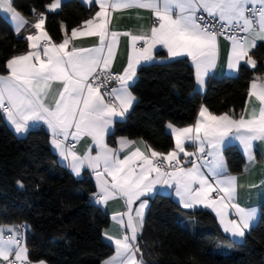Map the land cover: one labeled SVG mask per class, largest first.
Masks as SVG:
<instances>
[{
  "label": "snow or ice",
  "instance_id": "6c2138e0",
  "mask_svg": "<svg viewBox=\"0 0 264 264\" xmlns=\"http://www.w3.org/2000/svg\"><path fill=\"white\" fill-rule=\"evenodd\" d=\"M60 2L55 0L46 7L55 10ZM98 6L95 17L84 22L86 30L73 28L71 36L65 34L60 43L53 42L45 31V17L40 14L32 25L36 34L25 37L33 50L9 59L8 75H0V112L16 132L27 131L30 123H46L51 143L66 166L77 176L85 167L94 173L98 187L94 203L106 205L116 198L125 201L126 211L112 217L121 236L104 232L114 243L115 254L103 264H143L142 259L137 260L139 246L135 244L147 206V200L141 198L158 191L157 186L174 188L184 208H211L224 232L243 237L256 210L234 202L237 177L228 173L221 145L234 139L247 159H254V142H264V82L253 80L250 85L249 97L259 106L247 118L243 112L239 118L228 113L216 115L202 106L194 125L180 128L169 124L175 149L167 153L150 146H146L150 155L139 147L125 152L136 142L121 137L119 147L112 148L105 136L114 118L123 117L132 106L135 97L129 84L136 77L137 66L154 59L157 46L166 49L169 58L190 57L198 85H203L204 77L216 66L221 36L231 42L228 69L238 70L241 62L254 68L256 60L249 53L257 40L264 41V0H99ZM134 8L152 12L155 23L147 32L110 31L112 12ZM0 9L10 14L16 34L28 24L12 0H0ZM121 35L130 37L128 62L121 74H113L110 66ZM79 36L98 37L99 44L69 48L70 40ZM111 80L119 87L107 89L111 102H106L101 88ZM54 83L60 87L53 90ZM84 136L91 138L95 155L91 148L79 155L75 144L68 143ZM185 141L196 143L197 151L187 152ZM121 152H125L123 158ZM180 153L196 159L188 160L190 166L185 167ZM213 193L217 195L213 197ZM229 209L235 211L237 219L229 218ZM26 229V225L0 226V261L4 264H45L29 259Z\"/></svg>",
  "mask_w": 264,
  "mask_h": 264
},
{
  "label": "trees",
  "instance_id": "16d2710c",
  "mask_svg": "<svg viewBox=\"0 0 264 264\" xmlns=\"http://www.w3.org/2000/svg\"><path fill=\"white\" fill-rule=\"evenodd\" d=\"M52 1L13 0V4L25 16L33 10L43 14L45 29L55 42L96 11L82 0H64L58 10L48 11ZM28 48V41L18 37L0 13V74L8 72L9 59ZM250 56L256 60L254 68L242 62L235 76L211 77L205 93L196 89L194 68L186 57L140 66L131 85L137 101L124 120L115 122L107 143L115 145L121 136L143 138L153 150L167 153L175 143L167 123L193 124L202 105L214 114L240 115L251 80L264 75V42ZM224 155L233 173L242 170L245 157L237 146H227ZM95 192L88 173L76 178L58 160L47 130L32 128L19 136L0 112V225L27 226L24 242L31 261L101 264L115 252L103 234L111 216L94 203ZM149 200L139 237L145 264H264V201L257 223L237 242L207 209H184L162 192Z\"/></svg>",
  "mask_w": 264,
  "mask_h": 264
},
{
  "label": "crops",
  "instance_id": "0c3cea01",
  "mask_svg": "<svg viewBox=\"0 0 264 264\" xmlns=\"http://www.w3.org/2000/svg\"><path fill=\"white\" fill-rule=\"evenodd\" d=\"M63 1L64 0H61L60 6H61ZM82 1L89 6L94 5L96 7V11L92 17V18H94L96 12H98L100 10L99 6H98L99 0H82ZM54 2H55V0H53L50 4H52ZM50 4H48V5H50ZM12 6L28 21V24H26L24 26V28L21 29L20 33L16 34V35L18 37L25 38L27 35L36 34L37 30L34 27H32V25L39 19L41 13L35 11L31 16H25L22 12H20L14 6L13 0H12ZM59 8H57L55 10H49L47 8V10L48 11H56ZM0 13L5 18L8 19V21L10 22L11 26L14 29V24L10 18V14L5 12L3 9H0ZM92 18H90V19H92ZM154 23H155V21L153 19V14L150 10L135 9V8L134 9L117 10V11H114L111 13L109 29H110V31H116V32H121V33L131 32L133 34H141L143 32H147L149 30V28ZM76 28L80 29L81 31H84V30H86V25L83 23L81 26L76 27ZM44 29H45V26H44ZM45 31H47V30L45 29ZM65 34H67L70 37L71 31L68 33H65ZM49 36H50V34H49ZM62 40L60 42H62ZM52 41L55 42L53 39H52ZM60 42H55V43H60ZM261 42H264V41L257 40L256 46ZM29 43L30 42L28 41V45H29ZM218 43H219V54H218V58L216 61V66H215V68L211 69L209 71V73L204 77L203 85H198L197 80H196V73H195V86L199 92H202V93L206 92L207 81L211 77H222L224 75L235 76L238 74L239 69L238 70H230L227 67L228 58H229L230 50H231V42L229 40L225 39L223 36H221L218 38ZM98 44H99L98 37H95V36H79L76 38H72L70 40L69 48H71V47L92 48V47L97 46ZM140 44H142V42H140ZM140 44H138L137 46L139 47ZM41 45H43V42H41ZM254 49L255 48L251 49L250 53ZM30 50H33V49H30V47H29L27 51L20 53L18 55L26 54ZM159 51H163L164 53L158 54ZM129 52H130V37L121 35L119 37V43H118V47H117L116 52H115L114 60L110 66L118 74H121L123 72V69L126 67L127 62H128ZM250 53H249V55H250ZM186 58H188L190 60V62L192 63L190 57H186ZM173 59H175V58H169L168 57L166 49L162 48L161 46H157V49L155 50V53H154V59L150 62H142L139 66H137L136 77L129 84V91L135 97V100L133 101L132 106L128 109V111L125 112L123 117L114 118L113 124L105 136V142L106 143H107V135L113 130L115 122L119 121V120L120 121L124 120L127 117L128 113L131 111L135 102L137 101V97L134 95V93L131 90V85L135 82V80L137 78V71H138L139 67L144 65V64L151 63V62H164V61H169V60H173ZM192 65H193V63H192ZM193 68H194V65H193ZM9 71L10 70L8 69V72L6 74H0V75H8ZM194 72H195V68H194ZM253 80H256L257 83L264 82V75L257 76ZM253 80H251L250 85L253 82ZM250 85H249V92H250ZM58 87H60V85L58 83L53 84V90L57 89ZM115 87H119L118 82H117ZM249 92H248L246 105H245L244 109L242 110V112L245 113L246 118L248 117V115L251 114L254 107L259 106L258 102L255 100L254 97H251V98L249 97ZM101 93L104 94L102 91H101ZM105 99H106V102H109L107 100L106 96H105ZM202 106L206 107L205 105H202ZM227 113L229 115H233L234 118H239V116H240V115H235L233 112H227ZM216 115H220V114H216ZM4 117H5L7 124L19 136L25 135L32 128H44L45 130H47L49 132V135H50L51 148L57 154L58 160L63 165L66 166L67 162L63 161L62 157L59 155L58 151L53 147V145L51 143L52 135H51V131H50V129L46 123H44V122L30 123V127L27 131L16 132L14 126L7 120L6 116H4ZM197 118H198V114H197L195 121L197 120ZM195 121H194V123H195ZM194 123L191 125H194ZM169 124H171L173 127H180V126H177V125L170 123V122L167 123L166 131L170 135L173 136L171 129L168 127ZM191 125H188V126H191ZM184 127H187V126H184ZM180 128H182V127H180ZM121 137H124V136H121ZM121 137H119L117 139V142L115 145H110L108 143L107 144L109 145V147L118 148L119 147L118 141ZM128 139L133 140L136 143L134 145H131L129 149H126L125 152L131 151L134 148L139 147L141 149V151L145 152L146 155H150V153L147 151V147H146V146H149V144L143 138H135V139L128 138ZM173 139H174V136H173ZM174 142H175V140H174ZM229 145L237 146L245 157V163H244L243 168L240 172L233 173L230 170V167L226 162L225 155H224V149ZM184 147H185V150L187 152H196L197 151V144L190 142V141H185ZM90 148H91L92 155H95L97 149L93 145L91 138L88 136H84V137H81L79 139L74 150L79 155H83ZM174 149H175V143H174V147L172 150H174ZM206 151H207V149H206ZM125 152L120 153L121 158H123ZM221 152H222V156L226 162L228 173L237 177V189H236V193H235L234 202L238 203L242 208L255 209L256 210V217H255L254 221L250 224L249 229L246 230L245 235L243 237H234V236L230 235L229 233L224 232L223 226L219 222V217L216 215V213L211 208H206L203 205H196L193 208H184L182 206V204L179 202V198L176 196L174 188H168L166 186L161 188L160 186H157L159 189L158 191L154 192L153 194H151L149 196L141 198V199L147 200V206L144 209L143 227L138 231L137 238L135 241V244H137L139 246V252H137V260H141V259L143 260L142 252H141L140 245H139V237L142 234V231L144 228L145 214L147 212V209H148L149 203H150L149 199H150V197H152L157 192L171 194L173 196V198L176 200V202L184 209H188V210L207 209V210H209L217 219V221H218L221 229L223 230V232L226 233L232 240L237 241V242H241L245 239V236L248 233V231L251 229L252 226H254L257 223V221L259 219V215H260V205L264 201V142H254V146H253V150H252L254 159L251 161L247 159V157H246V155L242 149V146L239 144V142L234 140V139L225 140V142L221 145ZM180 159H181L182 164L185 167H188L190 165L187 163V161L196 159V157H185L183 153H180ZM67 169L76 178H81L84 176V174L88 173L94 179L95 185H96V192L98 191L97 180H96L95 175L91 169H88L87 167H85L84 169H82L81 174L79 176L75 175L70 168L67 167ZM216 195H217L216 193H213V197H215ZM136 204L138 205L139 201H137ZM99 205H101L103 207V209L111 216V223L109 224V226L107 228L104 229L103 234H104L105 230H107L110 235H112L113 237L119 238L121 236V229H120L119 225H117L116 222L112 219V217L116 213H122V212L126 211L125 201L122 198H116V199H110L106 205L105 204H99ZM135 207H136V205H133V208H135ZM228 216L230 219H237L236 213L232 209L228 210ZM0 226H6V225H0ZM104 237L106 240H108L105 235H104ZM109 242H111V241H109ZM111 243L114 245L113 242H111ZM114 254H115V252L111 256H113ZM111 256L107 257L105 260L109 259ZM105 260H103V262ZM103 262L101 264H103ZM45 264H47V263L45 262Z\"/></svg>",
  "mask_w": 264,
  "mask_h": 264
},
{
  "label": "built area",
  "instance_id": "2783aa9c",
  "mask_svg": "<svg viewBox=\"0 0 264 264\" xmlns=\"http://www.w3.org/2000/svg\"><path fill=\"white\" fill-rule=\"evenodd\" d=\"M110 71H111L113 74H118V73H117L116 71H114L111 67H110ZM116 84H117V81H115V80H111V81H109L104 87L101 88V91L105 94V96H106V98H107V100H108L109 102H111V100H110V98H109V96H108V94H107V89H110V88L115 87ZM68 143H69V144H75V146L77 145V141H72L71 139H69ZM19 225H21V224H19ZM6 235H7V233H6ZM0 264H4V262L1 261Z\"/></svg>",
  "mask_w": 264,
  "mask_h": 264
},
{
  "label": "rangeland",
  "instance_id": "374dc122",
  "mask_svg": "<svg viewBox=\"0 0 264 264\" xmlns=\"http://www.w3.org/2000/svg\"><path fill=\"white\" fill-rule=\"evenodd\" d=\"M139 261V260H138ZM143 264H145L144 262H143Z\"/></svg>",
  "mask_w": 264,
  "mask_h": 264
}]
</instances>
